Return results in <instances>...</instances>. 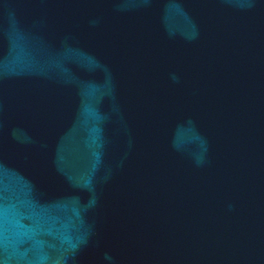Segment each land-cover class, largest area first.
<instances>
[{
  "label": "water",
  "instance_id": "1",
  "mask_svg": "<svg viewBox=\"0 0 264 264\" xmlns=\"http://www.w3.org/2000/svg\"><path fill=\"white\" fill-rule=\"evenodd\" d=\"M0 264H264V0H0Z\"/></svg>",
  "mask_w": 264,
  "mask_h": 264
}]
</instances>
